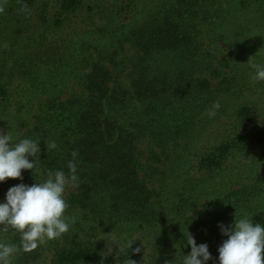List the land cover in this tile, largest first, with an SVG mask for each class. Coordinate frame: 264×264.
<instances>
[{"label": "trees", "instance_id": "1", "mask_svg": "<svg viewBox=\"0 0 264 264\" xmlns=\"http://www.w3.org/2000/svg\"><path fill=\"white\" fill-rule=\"evenodd\" d=\"M100 2L8 0L0 13V131L12 134V144L28 138L41 149L37 169L22 170L23 180L0 182V203L10 187L44 182L49 170L68 174L71 153H78L79 186L65 193L66 215L75 224L60 238L16 254L13 264H122L125 258L144 264L135 249L145 241L146 264H164L168 255L183 261L191 252L187 233L208 245L213 259L207 264H219L218 248L227 239L219 225L247 215L264 226V161L243 165V183H233L231 161L237 152L264 151V125L240 102L233 130L195 151L200 116L241 87L220 69L228 58L198 39V22L212 13L180 0L166 14V26L160 12L136 21L135 0H115L113 7ZM21 4L30 11L21 12ZM235 5L232 20L257 26L246 39H264V0ZM82 8L111 30L96 50L54 39ZM127 44L134 48L130 56ZM45 140L57 149L47 152ZM121 232L132 239L119 245V256V246L106 255L101 235ZM135 234L144 236L141 245ZM20 238L0 226V243L19 245Z\"/></svg>", "mask_w": 264, "mask_h": 264}, {"label": "clouds", "instance_id": "2", "mask_svg": "<svg viewBox=\"0 0 264 264\" xmlns=\"http://www.w3.org/2000/svg\"><path fill=\"white\" fill-rule=\"evenodd\" d=\"M7 3L8 0H0V13L5 12ZM20 11L29 12L30 9L27 4H21ZM247 63L255 69L252 79L264 81V64L254 63L253 57ZM220 107V102L216 101L206 110V115L214 118ZM12 140L10 132L0 131V182L8 178L23 180L22 170H35L40 166L37 157L41 151L39 141L25 138L12 144ZM45 144L47 152L58 147L54 140H45ZM71 155L73 160L68 162V174L62 170H49L44 182L31 186L20 183L8 189L6 202L0 203V226H3L5 232L10 226L20 233L21 238L19 245L0 243V264H13L16 254L21 251L30 253L49 240L60 238L75 224V217L66 215L69 205L65 199L68 188L79 186L75 159L78 153L73 151ZM29 157L34 159L30 161ZM219 227L222 235L227 237L218 248L219 264H264V226L253 224L252 218L247 215L242 218H236L235 215L233 225L221 224ZM110 242L118 245L115 236ZM186 243L191 246V252L184 256L183 264H207L213 259L208 245H197L192 234L187 233ZM121 250L119 246L118 256ZM111 251L109 247L106 255ZM135 252L139 253L140 248H136ZM117 264H120L119 260ZM122 264L136 262L125 258ZM165 264L171 262L166 261Z\"/></svg>", "mask_w": 264, "mask_h": 264}, {"label": "rangeland", "instance_id": "3", "mask_svg": "<svg viewBox=\"0 0 264 264\" xmlns=\"http://www.w3.org/2000/svg\"><path fill=\"white\" fill-rule=\"evenodd\" d=\"M179 1L135 0L134 6L140 9L135 20L141 21L147 17L151 18L154 14L160 12L162 14V17H159L161 18L160 22H164L167 26V21L165 20L166 14L173 11L174 8H177L180 5ZM237 2L238 0H197V2L191 0L190 3L197 9L199 8L200 11H202L200 5H203L204 9L212 13V18L204 20L202 19L206 18L204 17L205 14L200 15L202 21L198 22L200 24L198 39H202L204 47L206 43H210L213 47L211 53H216L218 49L220 50V54L217 53L219 58L223 56L228 58V66H225L224 62L221 64L220 69L229 73L235 81L240 83L239 86H241L240 88L238 87L240 90H237L232 96L227 94L226 97H222L225 98V104L220 103L221 107L214 118H209L206 113L200 116L201 121L198 126V136L193 145V148L195 146V151H204L207 147L210 148L218 141L217 139H221L222 136L227 135L229 131L233 130L237 125L235 114L238 109V103L240 102H248L254 109V123L264 125V81H255L252 79L255 74V69L247 63L249 58L253 57L254 63L264 64V39H257V36H252L253 39H246L247 35H250L252 31H256L257 26L250 22L242 26L239 21L231 19V12L237 7L235 5ZM100 3L109 4L112 7L116 4L115 0H101ZM251 6L257 8L253 4ZM219 12L220 15L218 16ZM172 18L176 21V17L172 16ZM153 28V25H151L149 30ZM105 29H107L106 24L99 19V16H92L82 8L62 31L54 34V39H63L64 41L72 42L73 46L85 42L92 44L96 50L99 45L106 44L105 39H111L110 36L104 35L108 31L111 32V30ZM241 37H244V39H240ZM126 47L128 49V55H132L134 48L128 44ZM95 50L92 48L91 52L94 54L97 53ZM216 82L217 80H214L215 84ZM213 104H211L210 108ZM224 105L225 108H222ZM255 157L258 161H261V159L264 161V151L262 148L254 147L248 151L237 152L235 157L231 158V161L234 162L235 169L233 183L238 181V178L241 180L240 183L247 182L245 180L246 175L244 176L243 174V165L247 162L250 163ZM203 203L204 200L201 204L203 205ZM113 236L116 237V243L118 245L129 243L132 239L125 232H121L118 235H101L106 244L111 248L118 247L115 243L110 242ZM143 238L144 236L142 234H135L137 243L139 245L144 243L141 245L143 248H141L140 254L141 258L146 260L144 261V264H146L149 250ZM141 240L145 242L141 243ZM180 258L183 257H172L168 255L164 264L166 261L171 262V264H183Z\"/></svg>", "mask_w": 264, "mask_h": 264}]
</instances>
